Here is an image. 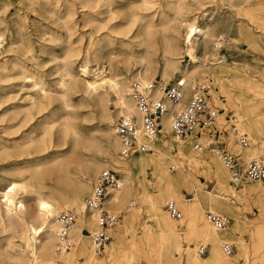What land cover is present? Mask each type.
I'll return each mask as SVG.
<instances>
[{
  "label": "rangeland",
  "instance_id": "1",
  "mask_svg": "<svg viewBox=\"0 0 264 264\" xmlns=\"http://www.w3.org/2000/svg\"><path fill=\"white\" fill-rule=\"evenodd\" d=\"M6 2V6L0 10V31H3L5 42L1 55L6 53L13 61L7 64V76L0 79V188L13 179L25 183L28 190L32 186L40 189L43 196L48 197V194L58 196L60 182L50 170L51 166L56 163L62 165V168L66 166L73 171L94 158L104 159L107 163V166L101 167L99 171L109 167L114 169L121 178L115 162L105 156L102 150L108 146L113 158L118 159V150L112 146L113 136L107 133L109 128L107 124L109 123L113 128V123L119 116H113L107 120L100 114L95 101L98 95H101L100 92L106 88L101 87L95 92H86L80 83L83 76L78 66L83 57H87L90 73L92 68H96V71L98 69L103 70L104 73L108 71L112 75L119 73L125 75L127 80H131L132 74L141 67L138 58L139 51L144 46L139 44L143 38L141 27L149 17L143 19L139 17L141 0H113L111 4H107L105 0H99L98 6L91 2V7L76 8L73 14H66L64 10L48 4L45 0H6ZM158 2L162 5V12L165 14L158 9L155 18L157 19L161 13L160 16L167 20L164 18L165 15L172 12L165 4L167 0H158ZM184 2L191 8L185 18L191 19L195 16L198 22L216 23L215 33L209 46L218 51L221 61L215 64L205 62L203 68H207L205 71L207 81L200 78L195 80L194 86L200 81L207 82L210 104L215 107L218 116L212 127L197 129L179 138L187 140L195 152L194 155L192 154L194 157H190L189 165H186L187 173L182 171L187 182L181 180L176 193L182 202L194 201L203 207L201 215L204 219L205 212L208 211L207 199L210 196L216 198L218 202L211 200L215 208L211 211L227 216V224L223 228L227 235L224 236L223 233L220 237L232 247L226 254L221 246V253L225 256H233L236 264L259 263L258 261L264 260V188L249 190L246 188L248 184L257 180L235 182L228 178L226 170L228 186L225 188L219 185L209 168L208 159H216L223 167L213 149L224 148L236 157L234 169L242 167L250 158L244 155V150L249 146V150L258 147L260 157L264 156V149L260 144L264 133L260 139L257 138L259 141L253 142L244 132L249 145L243 147L238 142L237 134L231 127L232 124L236 126L238 122L234 121L238 109L227 101V96L231 94L232 99L234 92L242 91L244 94L260 97L264 106V0H184ZM109 7L113 15L108 10ZM183 23L184 20L178 22L177 36L180 43L184 32ZM168 31L165 33L167 34ZM165 33L158 29L157 36L160 37ZM220 35L223 37L217 39ZM200 36L196 34L195 44L201 42L202 35ZM217 40L218 45L215 44ZM11 42H13L12 48L8 50ZM161 45H158L160 49ZM93 47L99 49L96 65L93 64L95 61L92 55L88 54ZM157 52L161 50L158 49ZM178 63L181 69L192 65L183 50L178 55ZM219 65L226 70L221 87L213 82L209 74ZM235 70L245 74H240V78L245 81L242 84L243 88L239 91L235 90L236 84L233 82ZM154 76L162 80L164 84L174 83L176 78L175 76L164 80L158 72ZM70 77L78 83L73 88L69 87L72 84H68ZM107 91L106 106L111 111L115 107L113 99L116 94L112 87H107ZM213 94L216 95L215 100L212 98ZM42 95H44L42 98L44 107L36 112V106L32 105V102ZM63 98L68 100V104L62 103ZM3 110H6V113L1 115ZM38 121L41 123L39 124ZM67 125L71 130L64 135L63 128ZM44 127L48 128L47 136L44 140L38 141L37 145H30L29 148L16 151L12 148L13 145L24 142V137L28 134L35 139H40ZM237 128L240 130L238 126ZM196 142H200L203 147L201 149L195 147ZM144 153H153V149L149 146ZM165 159L168 174L176 175L178 170L181 171L171 158ZM37 161L43 162L38 178L43 186L36 184L35 179L27 172L21 174L16 172V169L20 168H33V164ZM229 171H231L230 167ZM98 172L91 177L90 188ZM132 178L137 185L136 195L132 199L126 198L121 202L118 223H123L125 211L128 214L135 213L138 204L140 205L139 215L125 219L124 226L127 230L123 233L120 244L115 237V227L111 228L109 243L97 253L105 256V249L115 245L118 247L115 248L114 256L107 259L105 264H172L174 257L177 256V253L171 254L174 241L168 242L163 237L161 230L154 223L155 216L150 214L147 208L148 197L157 194L159 183L150 170H147L145 174L134 171ZM194 181L198 182V187H193ZM258 181L264 185V177ZM33 200L32 196H26L28 204H32ZM166 201L163 204L164 210H166ZM223 201L226 202L227 207L221 206ZM128 202H132L133 205L129 206ZM176 206L179 209L177 203ZM68 210H71L75 216L74 207ZM166 212L168 213L167 210ZM181 217H183L181 212L179 217L171 216L177 224L174 237L178 244L192 246L194 238L188 235V227L183 222H178ZM145 229L148 230L149 235L143 239L140 233ZM223 229H217L216 232L219 233ZM88 231L83 229L85 234ZM14 234L11 242L12 258L4 264H26L29 261V247L26 239L19 231H15ZM205 243L208 244V242ZM72 247H75L74 243ZM72 247L68 251L73 249ZM208 248L209 244L204 252L198 254L199 257L204 258ZM157 249L158 255L155 256L153 254ZM62 261L59 259L57 263H78L75 259H69L65 263Z\"/></svg>",
  "mask_w": 264,
  "mask_h": 264
},
{
  "label": "bare ground",
  "instance_id": "2",
  "mask_svg": "<svg viewBox=\"0 0 264 264\" xmlns=\"http://www.w3.org/2000/svg\"><path fill=\"white\" fill-rule=\"evenodd\" d=\"M45 1L48 4H53L54 6H57V8L64 10L66 14H73L74 10L79 7H91V2L94 3L95 6L99 5V0ZM105 1L107 4H111L113 0ZM141 2L142 6L140 7L139 17L142 19L148 16L149 17L148 19H146L142 27L140 26L142 29L141 33L143 34V38L141 39V41H139V44L144 45L142 50H140L138 54V58L140 59L141 63L140 69L136 70V72L132 74L131 80H127L125 75L119 73L112 75L108 71L105 73L103 72V70L99 69L98 71H96V68H92V73H90L88 68V61L86 60L87 57H83V60H81V63L78 66V70H80V74L83 76L80 83L82 84L86 92H95L98 88L101 87L106 88L105 90L100 92L101 95H98L99 97H97L98 99L95 101V105L98 108L100 114L107 120L111 119L113 116L130 114H134L136 115L137 119H140V113L129 94V84L133 79L138 80L141 83H146L147 81L154 79V75L156 72H158L160 74V77L164 80H169L172 77L176 76L174 81L179 79L183 84L182 96L176 102L164 99L167 110L160 116L161 126L159 128V131L156 134L146 137V142L153 149V153H144V151H137L126 158L121 157L117 153L118 159H115L113 158L112 152L108 146L102 148L103 154L111 158L115 162V166L121 174V178L119 177L121 184L120 187L117 189H108L109 193L103 201V206H106L107 209L119 212L118 210L120 209L119 207L121 206V202L126 198L132 199L133 196L136 195L137 185L132 178L133 172L135 171L145 174L147 170H150V172L154 175L156 181L159 183V188L156 195L148 197L147 208L150 214L155 216L154 223L159 227V230H161L160 232L162 233L163 237L166 238L168 242L170 240L174 241V245H172L173 252L171 254L174 255L175 253H177V256L174 257V261L172 264H236V259L233 256H225L220 251L221 246L223 249V245L225 243L229 244L228 242L222 241V238L220 237V234L223 233L224 236L227 235V233L223 229L224 227H214L207 220L206 216L205 219L202 217L201 211L203 212V207H201L197 202L194 201L182 202L180 196L176 193V190L180 185V181H186L184 175L182 174V171L187 173L188 167L186 165H189L191 160L190 157H194L193 153L195 151L187 140L179 139L182 137H175L172 134L171 115L174 110L183 107L187 103V97L189 99L190 95L193 92V89L198 84L197 83L194 86L196 78L207 81L205 73L207 68H203L205 66V62L208 61L210 62V64H215L221 61V59H219L220 55L218 51L216 49L210 48L209 46V43L215 33L216 23L211 24L206 21L198 22L195 16L191 17V19L190 17L185 18L186 15H188L191 11V8L190 5L185 4L184 0H167V2H165L168 8L172 11L170 14L165 15L164 18H167V20H164L160 16L161 13H165L162 12V5L158 4L160 3L158 2V0H141ZM5 3H7L6 0H0V10L3 9V6H6ZM158 9H160L161 13L156 19L155 15ZM108 10H110L111 15H113V12L111 11L112 9L110 7L108 8ZM135 20L136 19L134 18V21ZM183 20L184 32L182 34V42L180 43L177 36V34H179L178 22ZM158 29H161L164 33L165 31H169L167 34L165 33L158 37ZM196 34H199V36L202 35V40L198 44L194 43ZM0 37L3 38L2 30L0 31ZM222 37L223 36L220 35L217 39H220ZM218 43L219 42L217 40L215 44L218 45ZM12 44L13 42L10 43L8 50H11ZM159 44L161 45V49L158 46ZM158 49L161 50V52L158 53ZM181 50L186 53L192 63L189 68L187 67L186 69H181L179 66L178 55L181 53ZM98 52L99 49L93 47L91 52L88 53L92 55V58L95 61V63L93 64L95 65L97 64L99 59ZM158 56L160 58H158ZM12 61L13 60L11 56L6 55V53L4 55H1L0 79L7 76V64ZM225 71L226 70H224L223 67L219 65L209 73L212 77L213 82L217 86H222V81L225 77ZM240 74L245 75L240 70L233 71V82L236 84V91H239V89L243 88L242 84L245 81V79L240 78ZM88 75L91 77L88 78ZM86 76L88 77L86 78ZM69 79L70 81L68 84H72L71 86H69L70 88H73L74 86H76V84H78L76 83V80L72 79V77H70ZM200 82H204L208 86L207 82ZM107 87H112L116 94L115 99H113L115 107L111 111L108 110L106 106V102L108 99ZM150 95L158 97L161 95V92L158 90V88H154L151 90ZM230 95L227 96V101H229L230 104L235 105V107L238 109V111H236L235 113L236 117L234 119V121H238L237 123L235 122L236 126L235 124L234 126L236 128L237 126L240 128V130H238L237 128V132L247 133L249 135V138H251L253 142L259 141L257 140V138L260 139L262 133H264V106L262 105V99L257 95L255 96L253 94H244L242 93V91H239L238 93L234 92L232 99ZM43 96L44 95L40 96L38 100H34L32 102V105L36 106V112H39L41 108L44 107L42 103ZM212 98L213 100H215L216 95L213 94ZM62 103L66 105L68 104V100L66 98H63ZM14 109H16V107ZM5 113L6 110H3L1 112V115H4ZM217 116L218 114L216 115V119ZM216 119L213 125H215ZM40 123L41 122H39V124ZM107 125L109 126L107 133L113 136L112 146L114 147V149L118 150L120 146L119 138L114 133L113 128L110 127V124L108 123ZM70 130L71 128L68 125L65 126L63 128V134L66 135ZM47 131L48 128L44 127L42 130V137L40 139H35L28 134L24 137V142L13 145L12 148H14L16 151L19 149L27 148L30 145H37L38 141L44 140V138L47 136ZM260 144L264 149V138L262 139ZM247 148L248 149L244 150V155L264 158V156L260 157V150L258 147H254L251 150H249L250 146ZM213 150L215 156L219 159L215 152L216 148ZM168 157L171 158L174 161V164L178 165V167L181 169V171H177L176 175H170L167 173V169L165 167V158ZM220 162L222 163L224 168L216 159H208L209 168L213 172L217 183L226 188L228 186L225 177L226 172L228 174V178L230 179L231 171H229V167L226 166L222 161ZM42 165V161H37L33 164V168H20L16 169V172L18 174L27 172L35 179L36 184H40L41 186H43L41 180L38 179ZM106 166L107 163L105 162V160L98 158L91 159L87 163L80 166L79 169L73 171L68 167L66 168V166L62 168V165L60 166L59 164L54 163L51 166L50 170L55 174L56 178L60 182V193L58 196H55L53 194H48V197L43 196L40 189H35L32 186L28 190V186L25 183L13 179L9 180L5 186L1 187L0 263H7L12 258L13 253L11 242L12 238L15 236V231L21 232V234L26 239L27 246L29 247V261L26 264H58L57 260L59 259H62V262L64 263L69 259H75L78 262L77 264H105V261L107 259H111L114 256L115 248H117L118 246H108L107 249H105V256H100L97 253L100 251H95L92 247L89 233H83V229L92 231L93 227H95V216L97 214L96 210L88 209L85 207L83 196L87 193L89 194L91 191V177L95 173H97L101 167ZM256 180L257 181L248 184L246 188L249 190L264 188L263 183L261 184L258 181L261 179ZM192 183L193 187H198V182L194 181ZM187 185L189 186L188 183ZM246 188L244 189L246 190ZM27 195L33 197L34 200L32 204L27 203ZM166 199L173 200L174 202L176 201L180 209L179 211L183 213V217H181L178 222H183V224L188 227V235L194 238V245H180L176 242L174 236L177 232V224L176 221L173 220L168 214L169 212L167 213L166 210H164L163 204ZM211 200H213V202H218L216 198H212L210 196L209 199H207L208 211L215 209L211 204ZM218 204H220V202ZM128 205L130 206L133 204L132 202H128ZM221 206L227 207L226 202H221ZM71 207H74L76 211L74 219L75 222L73 221L67 230L68 238L71 241L72 245H70L66 249H62L61 251H56L55 239L57 241V230L59 227V224L57 222V214L59 211L68 210V208L70 209ZM139 208L140 205L138 204L135 213L131 214H128V212L125 211L126 213L122 218L123 223L119 224L117 222L111 227H115V237L117 238L118 244H120L121 242L123 233L125 232V230H127V228L124 226L125 219L133 216H138ZM217 229H223V231H219V233H217ZM148 235L149 232L146 229L142 230L140 233V237H142L143 239L147 238ZM205 242H208L209 244L208 253L204 258H201L198 255L200 254L198 249L200 244H205L207 246L208 244ZM73 243L75 247H72ZM108 243L109 242H107L106 244ZM71 247L73 249L68 251ZM158 251V249L155 250L153 255L157 256ZM258 262L259 263L254 264H264V260Z\"/></svg>",
  "mask_w": 264,
  "mask_h": 264
},
{
  "label": "built area",
  "instance_id": "3",
  "mask_svg": "<svg viewBox=\"0 0 264 264\" xmlns=\"http://www.w3.org/2000/svg\"><path fill=\"white\" fill-rule=\"evenodd\" d=\"M4 40L0 37V55L3 51ZM183 84L181 80L174 83L164 84L162 80L154 78L146 83L132 80L129 84V94L140 113V119L136 115H120L113 123V130L119 138L120 146L118 154L126 158L137 151H146L149 145L146 137L156 134L161 126L160 116L167 110L164 99L172 102L178 101L182 96ZM158 88L161 95L151 96V90ZM208 86L200 82L193 89L187 103L172 112L171 132L175 137H183L194 130L210 128L213 126L217 111L210 104ZM232 130L237 134L238 142L246 147L249 140L244 133H238L237 128L232 124ZM195 147L201 149L200 142ZM219 159L231 168V178L235 182L256 180L264 177V158L250 157L240 168H234L236 157L224 148L215 150ZM118 173L112 168H103L95 176L91 191L84 197V205L88 209L96 210L95 227L89 231L92 247L95 251H102L103 247L111 239L110 228L120 219V213L107 209L103 201L108 195V189L120 187ZM166 210L173 217H179L180 211L173 200L165 203ZM207 220L216 228H223L227 224V216L218 212L207 211ZM74 213L71 210H61L57 214L59 224L57 230L56 251L68 248L72 243L68 238V228L74 221ZM205 244H200L199 253L204 252ZM230 244L225 243L223 250L226 253L231 251Z\"/></svg>",
  "mask_w": 264,
  "mask_h": 264
}]
</instances>
